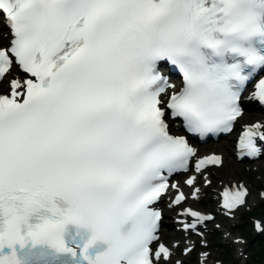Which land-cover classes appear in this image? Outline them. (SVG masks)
I'll use <instances>...</instances> for the list:
<instances>
[{"label": "snow or ice", "instance_id": "obj_1", "mask_svg": "<svg viewBox=\"0 0 264 264\" xmlns=\"http://www.w3.org/2000/svg\"><path fill=\"white\" fill-rule=\"evenodd\" d=\"M249 103L264 108V0H0V264H170L159 204L203 235L215 217L187 201L224 157L192 139L231 135ZM235 148L264 157V120ZM189 171L186 194L171 178ZM218 188L235 219L250 189Z\"/></svg>", "mask_w": 264, "mask_h": 264}, {"label": "rangeland", "instance_id": "obj_2", "mask_svg": "<svg viewBox=\"0 0 264 264\" xmlns=\"http://www.w3.org/2000/svg\"><path fill=\"white\" fill-rule=\"evenodd\" d=\"M251 113L254 114H247L243 117L246 122L264 120V114ZM237 164L241 165V163ZM245 165H248L247 168L242 167L239 171L234 172V176L236 182H243L249 187L251 195L248 197L247 206L236 213L235 219L221 222L217 221V215L215 214L217 205L214 203V197L215 193H218L217 186L220 185V180L224 176L226 168L232 167L228 162L226 166L210 174L211 185L203 189L201 198L189 203V205L215 217V220L207 224V227L217 223L220 224V227L217 228L218 231L206 234L203 240L194 238L180 243L174 250V258L180 256L181 250L186 244L193 242L194 246L193 250L183 258L184 263L181 262V264H201L202 262V264H264V233L258 234L255 240L252 238L254 234L252 221H264V199L259 198L257 195L259 192H264V158ZM163 220L170 221L167 218ZM163 227L161 229V240L168 243L171 240L168 235L171 234L172 228L168 226L164 229ZM237 240L242 243H234ZM203 252H207L209 255L201 261L200 254ZM241 253L243 254L241 255ZM170 264H172V261Z\"/></svg>", "mask_w": 264, "mask_h": 264}, {"label": "bare ground", "instance_id": "obj_3", "mask_svg": "<svg viewBox=\"0 0 264 264\" xmlns=\"http://www.w3.org/2000/svg\"><path fill=\"white\" fill-rule=\"evenodd\" d=\"M245 123H246V121L242 118V120L240 121V125H243ZM230 136L232 138L234 135L233 134L228 135V136H226L225 140L216 142L214 144V148H212V149H215V151H218V152H220L223 155V157H224V165L223 166H226L227 162L230 163V165H232L231 168L230 167H227L226 168V171H225V174H224L223 177H225V175H227L228 177H230L231 179H233L235 181L234 172L239 171L242 167H244L246 169L248 165H245V166H244V164L238 165L235 161H232L231 160V152L229 151V140L227 139ZM221 182H222V179L220 180V184H221ZM217 188H218V186H217ZM217 194L218 193H215L214 203H216V200L218 198ZM216 214H217V221H221L222 222L223 220L221 218V213L216 210ZM163 222L165 223V224L163 223L164 224V227H163L164 229H166L167 226L170 227V225L168 224V221L167 220H164ZM168 236L171 239H173L172 241H175V242L178 241V242H181L182 243V242H186V241H189L190 240V238L188 236H183L182 234H178L174 230V228H172L171 234H169ZM256 237H257V235H255V234L252 235V238L254 240L256 239ZM176 259H181L182 260V263H184V260H183L182 257L179 256Z\"/></svg>", "mask_w": 264, "mask_h": 264}]
</instances>
